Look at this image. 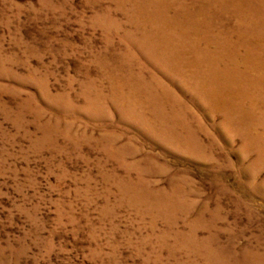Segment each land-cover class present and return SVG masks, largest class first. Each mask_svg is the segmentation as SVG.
<instances>
[{
	"label": "rangeland",
	"instance_id": "1",
	"mask_svg": "<svg viewBox=\"0 0 264 264\" xmlns=\"http://www.w3.org/2000/svg\"><path fill=\"white\" fill-rule=\"evenodd\" d=\"M128 23L115 0H0V264L264 260V168L242 136L190 94L200 153L123 113L154 72Z\"/></svg>",
	"mask_w": 264,
	"mask_h": 264
},
{
	"label": "bare ground",
	"instance_id": "2",
	"mask_svg": "<svg viewBox=\"0 0 264 264\" xmlns=\"http://www.w3.org/2000/svg\"><path fill=\"white\" fill-rule=\"evenodd\" d=\"M115 1L127 15L129 40L154 68L147 71L149 79L146 71L135 70L130 83L133 104L126 97L123 113L147 124L152 134L170 145L200 153V140L192 137L196 132L189 134L185 119L189 113L185 95L190 94L194 106L209 119L221 116L229 140L241 135L243 149L258 155L251 171L263 169L264 0ZM238 69L244 73L238 74ZM256 78L263 81L258 84ZM247 264L264 260L249 255Z\"/></svg>",
	"mask_w": 264,
	"mask_h": 264
}]
</instances>
